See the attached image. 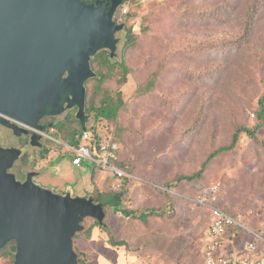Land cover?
<instances>
[{"label": "rangeland", "instance_id": "374dc122", "mask_svg": "<svg viewBox=\"0 0 264 264\" xmlns=\"http://www.w3.org/2000/svg\"><path fill=\"white\" fill-rule=\"evenodd\" d=\"M222 4L234 7L224 14ZM141 8L116 33L117 54L109 56L125 62L126 80L121 82L116 70L103 83L112 96L120 93L124 107L113 122L96 123L106 139L117 129L119 162L133 169H124L132 178L122 190L114 189L117 179L111 171L88 160L81 170L62 144L46 140L48 155L31 150L38 169L33 181L57 194L95 196L103 203L102 224L87 218L74 236L83 264H204L209 214L189 204L201 187L218 185L223 207L250 229L264 230V118L256 139L241 133L233 149L213 156L200 178L177 182L229 144L237 127L253 128L258 122L264 94V0H148ZM129 27L135 43L127 45ZM151 79L150 90L138 95ZM95 120L92 111L85 128L90 130ZM109 192H120L121 205L134 211L161 206L165 194L169 203L163 217L151 215L142 225L139 217L107 204L113 196ZM247 237L238 235L235 247ZM7 262L0 258V264Z\"/></svg>", "mask_w": 264, "mask_h": 264}, {"label": "water", "instance_id": "95a60500", "mask_svg": "<svg viewBox=\"0 0 264 264\" xmlns=\"http://www.w3.org/2000/svg\"><path fill=\"white\" fill-rule=\"evenodd\" d=\"M123 0H0V114L42 128L38 120L77 108L85 127V83L96 75L91 59L101 50L117 53L116 33L124 28L113 15ZM13 130L31 136L0 117ZM21 150L0 146V247L16 242L12 264H79L74 236L84 217L102 224V202L92 197L57 194L7 172Z\"/></svg>", "mask_w": 264, "mask_h": 264}, {"label": "trees", "instance_id": "16d2710c", "mask_svg": "<svg viewBox=\"0 0 264 264\" xmlns=\"http://www.w3.org/2000/svg\"><path fill=\"white\" fill-rule=\"evenodd\" d=\"M257 4H258V2H255L251 6V9L249 10L248 14H251V16L254 15V13L256 12ZM222 5L224 6V9H223L224 14L228 13L229 10L234 7L233 6L230 8V7H227L228 5H225V4H222ZM219 11L221 12L220 8L217 9V12H219ZM134 15L135 14H129L127 16L124 24H127L128 21L132 17H134ZM127 30H128L127 45L130 43H135V38H131L130 27L127 28ZM96 66H98L99 68L96 69ZM91 67L95 71L96 75L94 77L90 78L89 80H87L85 83V88H86L85 111L87 113H90L93 111L95 114V117H96V120H95L96 122L93 124L92 128H90V134H91V138H92V141L90 143L93 144L94 148L96 149V148H98L99 142L104 137L100 133V129L96 123L100 119H105L108 122H113L117 118V114H118L120 108L124 107V102H123V99H122V96L120 95V93H116V96H112L109 92L111 90L103 88V83L107 80L112 79L113 76H115L117 74L116 70H119V72L121 73V75H120L121 82H124L126 80V75L129 71V68L127 67V65L125 64V62L123 60L112 62L109 58V54H108L107 50H101V51L97 52V54L91 59ZM103 68H104V71H103ZM90 83H92L91 87H89ZM152 85H153V80L151 79L147 82V86L145 88L140 87L142 89L138 90V92H139L138 95L145 94L147 91L150 90V86H152ZM259 106H260V109L257 113V121L258 122L255 125V127H253V128H249V127H245V126L237 127L231 135V139H230L229 144L222 146V147H219L218 149L213 151L210 155L207 156V158L205 159V161L203 162L202 166L200 167V169L198 171H196L195 173H193L192 175H189V176L178 177L177 182H179L181 179L189 180V179H193V178H200L203 171L206 168V165L213 158V156H215L216 154H218L222 151H227V150L233 149L236 146L241 133L245 132L247 135L256 139V130L262 124V122H263L262 119L264 118V94L259 99ZM65 124H67V126H65ZM58 128L61 131V137H63L69 144L75 145V146L80 144V142H81L80 141V134L85 129V127L84 128L80 127L78 120L73 115H70V117H67L66 121L62 122L61 126ZM115 130H116L115 135L113 136V138H110V140L112 142H115L118 144L119 141H118V137H117V129H115ZM106 137L109 139L108 135ZM119 152H120V148L118 147L117 150L114 152L115 157L112 158L111 162L122 170L125 169V170H129V171L133 172V169H131L129 167V165L126 166V165H123V163L119 162ZM94 153L96 156L100 155L98 151H94ZM42 156H43V154H42ZM124 186L125 185L123 183L121 185V190L124 188ZM109 193H112V192H109ZM112 195H113L112 200L109 202L106 201L107 204H111V205L115 206L116 209H118V207H120L121 211L123 212L124 215H131V217H133L135 219L137 217H139L143 221V223H145V224H147V221H146L147 217H149L151 215L163 217V214L165 213L163 206L165 204L169 203V198L165 194L166 201H164L163 205H161L160 207L151 208L147 211H141V209L140 210L135 209V211H134V210H130L127 206L123 207L121 205L122 199H121V193L120 192H114V193H112ZM212 203L215 206H218L219 208L224 210L226 213L233 216L234 218L237 217L236 213L230 211V209L227 207H223L219 203V201L218 202L217 201L212 202ZM189 204H190V208H192V207H193V209L194 208H201V209L206 210L208 212V214L210 213L208 208L202 207L198 203H194L192 201H189ZM168 207H170V206H168ZM142 213H143V215H142ZM171 213H173V211ZM95 224L100 225L101 223L99 224L98 221L96 220ZM255 231L264 237V230L263 229H257ZM240 234H241L240 229L236 228L234 231V234L232 233L231 230H228L226 233V236L230 240V242H233L235 244L236 237ZM113 242H114V244H117V245L121 244V242H118V241H113ZM14 249H15V247L12 248V250H14ZM12 250H5V251L0 252V258L8 260V262L6 264H12L14 261V254H13ZM79 264H83V259H79Z\"/></svg>", "mask_w": 264, "mask_h": 264}, {"label": "built area", "instance_id": "2783aa9c", "mask_svg": "<svg viewBox=\"0 0 264 264\" xmlns=\"http://www.w3.org/2000/svg\"><path fill=\"white\" fill-rule=\"evenodd\" d=\"M148 0H123L117 7L113 19L117 23H124L129 14L140 13L143 4ZM19 123V122H16ZM98 144V148H94L89 128H85L80 134V144L75 146L69 143H63L64 148L72 157V163L81 165L82 161L88 160L90 163L99 165L102 170L111 171L117 181L113 188L121 189V185L125 180H130L132 176L114 165L111 160L115 157L117 144L112 142L110 138L106 139L105 135ZM54 140V138H51ZM94 151H98L101 158L95 155ZM219 188L216 184H210L201 187L196 196L190 200L198 203L202 207L209 209V224L206 232V243L204 245L203 260L204 264H264V237L258 232L250 229L241 220H238L226 213L224 210L215 206L212 202L219 201ZM240 229L241 233L248 237L240 243V247L227 241L226 236L228 230L234 234L235 229Z\"/></svg>", "mask_w": 264, "mask_h": 264}, {"label": "flooded vegetation", "instance_id": "af4514ba", "mask_svg": "<svg viewBox=\"0 0 264 264\" xmlns=\"http://www.w3.org/2000/svg\"><path fill=\"white\" fill-rule=\"evenodd\" d=\"M76 112H77V108L73 107V108H65L58 115H45L38 120V124L42 127L39 130L33 129V128L29 127L27 124L22 123L20 121H15V120L11 119V117H8L5 115L2 116L0 114V117L7 120V122H9V123H12L13 121L15 123L19 122L16 124L20 128L30 129V130L36 131L37 134L40 135L38 142L41 143V146L31 145V136L29 134L21 133L20 135L17 136L14 134L12 129H10L5 124L0 122V146L5 147V148L14 147V148H18L21 150L20 157L17 160H15L9 168H7V172L12 173L15 176V178L21 182H23L27 179V176L29 173H36L37 174V170L35 168V157L33 156L31 150L32 149L38 150L41 155L42 154L44 155V153H45V155H47V147L44 144V142L46 140H50L52 142H56V143L63 145V143H65V142L60 141L56 138V136H61V131L59 130L57 124L59 122H61V123L65 122L66 118L70 117V115H73L76 118ZM85 115H86V121H85V123H86L90 120V113H87L85 111ZM78 122L80 124L79 120H78ZM65 126H67V124H65ZM80 127H82L81 124H80ZM51 138H54V140ZM34 177H35V175L32 176V179H34ZM88 197H92L94 199L95 203L101 202L95 196H88ZM103 208H104V206H103ZM87 218H93V217L86 216V217H84V220ZM84 220H83V222H84ZM7 245H11L10 250L13 247H15V249L13 250V254L15 255V252H16L15 240L14 239L7 240L4 243V245L2 247H0V250H5V247ZM73 247H74V244H73Z\"/></svg>", "mask_w": 264, "mask_h": 264}, {"label": "crops", "instance_id": "0c3cea01", "mask_svg": "<svg viewBox=\"0 0 264 264\" xmlns=\"http://www.w3.org/2000/svg\"><path fill=\"white\" fill-rule=\"evenodd\" d=\"M48 155V154H47ZM71 155V154H70ZM47 157V156H46ZM73 156L71 155V158H72ZM71 161H72V159H71ZM73 164V163H72ZM85 163H84V161H82V163H81V165H76V164H73L75 167H80L81 168V170H83V169H85L86 167H87V165H84ZM38 167L40 168V165H38ZM36 170H38L37 168H36ZM53 171H55L54 169H53ZM86 171H87V169H86ZM92 171H94L93 169H92ZM82 173V172H81ZM93 185V187H95V184H92ZM103 189H104V187H103ZM104 190H108L107 188L106 189H104ZM164 203V202H163ZM163 203H161V205H163ZM158 207H160V205L158 206ZM128 208L129 209H131L132 207H130V206H128ZM151 208H157L156 206H150V205H146V206H143V207H138V208H135V209H138V210H140L141 209V211H147V210H149V209H151ZM150 218V216L149 217H147V220ZM146 220V221H147ZM140 223H142V225H143V221H141ZM149 223H150V221H149ZM128 241V240H127ZM127 241H126V243H127ZM229 244H227L228 246H231L230 245V240H228L227 241Z\"/></svg>", "mask_w": 264, "mask_h": 264}]
</instances>
